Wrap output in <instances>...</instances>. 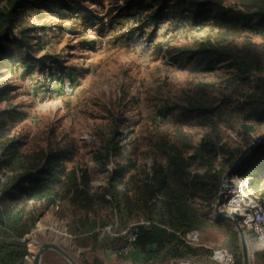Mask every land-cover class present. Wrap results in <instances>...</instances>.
I'll return each mask as SVG.
<instances>
[{"label": "rangeland", "instance_id": "374dc122", "mask_svg": "<svg viewBox=\"0 0 264 264\" xmlns=\"http://www.w3.org/2000/svg\"><path fill=\"white\" fill-rule=\"evenodd\" d=\"M173 1L83 0L94 15L93 21L85 22L76 13L56 15L46 0H29L21 8L18 27L0 51L4 133L17 139L32 164L38 154L55 151L63 155L67 170L87 173L91 192L99 200L92 214L110 220L99 229L101 236L129 237L136 224L146 220L139 186L152 176L157 164L167 165L173 146L189 157L209 132L212 136L220 133L221 143L242 144L241 126L234 119L213 116L204 124L192 117L188 107L195 97L228 106L229 112L236 113V106L255 93L258 78L264 80V68L249 80H241L226 63L204 70L186 55L203 46L237 51L251 45L264 56L263 29L236 26V22L220 24L215 18L197 23L194 14L182 17L171 10ZM213 1L248 12L255 0ZM6 2L0 0V12ZM69 2L74 5L75 1ZM154 29L156 37L150 41ZM252 121L247 123L261 129L257 139L264 135V124L257 126ZM222 159L218 154L217 160ZM122 166L131 181L126 197L133 203L131 211L122 213L123 219L104 196L107 178ZM196 171L203 168L194 167ZM220 191L212 208L200 206L208 219L206 225L184 235L188 245L201 251L185 260L154 264H223L216 262L214 251L224 249L233 255L228 244L233 242V233H239L232 219L216 214ZM80 214L69 199L53 204L25 237L31 260L36 238L40 243H67L64 247L80 264L95 260L99 264H145L134 248L92 252L89 244L84 250L74 237V233L85 232L78 225ZM41 226L45 231H39ZM193 232L199 237L196 242L187 237ZM88 240L82 242L91 243ZM238 246L242 251L240 236ZM249 249L251 264H264L262 243L257 241ZM47 252L54 253L45 264H71L56 250Z\"/></svg>", "mask_w": 264, "mask_h": 264}, {"label": "trees", "instance_id": "16d2710c", "mask_svg": "<svg viewBox=\"0 0 264 264\" xmlns=\"http://www.w3.org/2000/svg\"><path fill=\"white\" fill-rule=\"evenodd\" d=\"M28 1L7 0L0 12V51L18 27L21 8ZM70 1H75L74 5L69 0H46L45 3L52 5L50 9L56 15L76 13L85 22L93 21V12L83 5V0ZM169 8L179 12L182 17L194 14L197 23L215 18L220 24L236 22V26L240 24L254 30H264V0H255L248 12L224 7L213 0H174ZM155 37L156 29L151 32L150 41H154ZM186 55L197 61L204 70H212L215 64L226 63L233 68V76L241 80H249L255 72L264 68L263 54L251 45L237 51L203 46L188 50ZM256 85L255 93L247 96L249 99L242 102V105L236 106V113L233 110L229 112L228 106L223 107L195 97L188 107V113L198 117L204 124V120L209 121L213 116H224L231 121L234 119L241 126L242 144L231 146L227 142L221 143L223 137L220 133L212 136L209 132L189 157L180 147L173 146L167 165L157 164L152 176L139 186L140 203L146 220L137 223L129 237L101 236L99 229L107 226L110 220L92 214L99 200L91 192L87 173L83 171L79 175L77 171L67 170L63 155L55 151L38 154L34 164L28 162L17 139L8 138L4 133L5 116L0 114V264L28 262L31 253L26 235L53 204L64 199L76 204L82 212L77 220L85 232L74 233V237L77 243L79 241L82 244H85L83 239L90 240L91 243L80 244L84 250L89 244V251L92 252L103 248L120 251L133 245L145 264L164 263L172 259L185 260L188 255H197L202 248L188 245L184 235L206 225L208 219L202 214L200 206L212 208L222 188L223 176L246 153L255 136L261 133L256 125L247 123L253 120L257 126L264 124V80L258 78ZM117 147L114 146L110 151ZM218 154L223 156L221 162L217 160ZM194 167L203 168V171L193 172ZM236 172L251 177L253 189L264 198V142L256 145ZM126 178L127 170L122 166L107 178L104 185V196L113 208L119 210L121 219L124 210L131 211L133 208V203L126 197L131 184ZM120 225L126 227L127 223L122 224L120 221ZM133 236L135 240H132ZM233 236L232 244H228L229 250L236 256L235 264H243L237 232ZM87 264L99 263L95 260Z\"/></svg>", "mask_w": 264, "mask_h": 264}, {"label": "built area", "instance_id": "2783aa9c", "mask_svg": "<svg viewBox=\"0 0 264 264\" xmlns=\"http://www.w3.org/2000/svg\"><path fill=\"white\" fill-rule=\"evenodd\" d=\"M228 180L223 191L222 207L230 212H237L245 230L256 235L264 247V198L253 189L250 177L236 172ZM187 237L194 242L199 240L198 234L194 232ZM132 240H135V236ZM131 248H134L133 245L127 247ZM213 255L216 262L223 264L235 262L234 256L224 249H217ZM28 259L31 260V257L28 256Z\"/></svg>", "mask_w": 264, "mask_h": 264}, {"label": "water", "instance_id": "95a60500", "mask_svg": "<svg viewBox=\"0 0 264 264\" xmlns=\"http://www.w3.org/2000/svg\"><path fill=\"white\" fill-rule=\"evenodd\" d=\"M262 142H264V135L255 139L253 143L251 144L249 150L238 160V162L233 164V166L225 173L222 179L223 180L222 188H221V191L219 192V195L217 198L218 200L215 204V211L217 215L230 218L235 223V226L241 238L243 264H251L252 255L249 249L248 234L246 233V230L244 226L242 225L240 217L238 216L237 212L235 211L230 212L222 207L224 203L223 191L229 181L228 179L243 164L244 160L252 153L256 145ZM64 245H67V243H64L63 245H61L58 241H53V240H47V241L40 243L38 249L35 252H33L34 255L31 260V264H41L45 253L49 250H56L61 255H63L66 259H68L71 264H80L77 261V259L70 252L67 251Z\"/></svg>", "mask_w": 264, "mask_h": 264}, {"label": "bare ground", "instance_id": "6f19581e", "mask_svg": "<svg viewBox=\"0 0 264 264\" xmlns=\"http://www.w3.org/2000/svg\"><path fill=\"white\" fill-rule=\"evenodd\" d=\"M253 236H254L253 238L248 236L249 246L254 245L255 243H257V241L260 242V239L256 235H253ZM39 245H40V242L35 238V241L33 244V250L36 251L38 249Z\"/></svg>", "mask_w": 264, "mask_h": 264}, {"label": "crops", "instance_id": "0c3cea01", "mask_svg": "<svg viewBox=\"0 0 264 264\" xmlns=\"http://www.w3.org/2000/svg\"><path fill=\"white\" fill-rule=\"evenodd\" d=\"M45 228H43L42 226L39 228V231H45ZM54 252H46L44 255V258L41 262V264H45L47 262L48 259H50L52 257Z\"/></svg>", "mask_w": 264, "mask_h": 264}]
</instances>
